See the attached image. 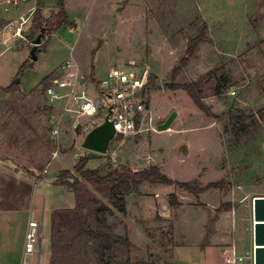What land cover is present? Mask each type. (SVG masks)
Segmentation results:
<instances>
[{
	"label": "rangeland",
	"instance_id": "374dc122",
	"mask_svg": "<svg viewBox=\"0 0 264 264\" xmlns=\"http://www.w3.org/2000/svg\"><path fill=\"white\" fill-rule=\"evenodd\" d=\"M126 1L65 0L76 28L46 35L36 52L37 61L31 60L30 41L39 36L32 29L34 17L24 28L22 40H7L0 23V87L19 86L16 94L0 102V114L10 119L0 123L3 128L11 123L9 128L16 130L15 147L22 151L16 157L17 168H0V189L9 188L12 176L8 171L30 179L43 174L36 190L35 180L31 189L15 185L23 186L24 194L35 190L36 219L43 221L40 264H46L49 255L51 208L76 206L68 188L52 184L56 174L69 170L92 197L109 206V189L84 181L75 171L79 160L89 154L82 148L85 136L77 123L91 128L98 119L65 118L62 103L57 102L53 110L45 95L51 81L63 77L61 66L71 60L87 79L94 76L101 81L112 68H148L151 77L157 78L158 88L150 86L151 122L147 125L155 131L114 141L105 156L88 160L87 169H103L108 174L121 166L134 172L157 166L175 181L197 180L199 188L220 183L219 188L198 196L176 187L145 184L139 193L127 197L126 214L113 209L105 218L114 233L128 238L133 247L116 246L107 254L110 264H200L204 255L196 248L204 244L209 221L227 205L215 224L212 241L216 246L227 247L235 240L240 249L254 229V200L264 197V0ZM43 2V12L49 17L42 16L48 20L58 13L57 0ZM203 23L208 28L207 41L174 79V69L186 56L188 38ZM24 65L27 68L21 70ZM226 80L232 87L216 95ZM193 82H200L211 117L186 92L168 88ZM232 113L249 119L233 120ZM53 114L62 121L58 138L50 132ZM172 117L170 129L161 131ZM60 148L63 162L52 161V153ZM36 149L37 168L34 161L24 158L26 153L34 157ZM32 168L35 173L28 171ZM172 194L177 197V208L170 204ZM10 203L1 201L0 207ZM206 254L215 255L213 250Z\"/></svg>",
	"mask_w": 264,
	"mask_h": 264
},
{
	"label": "trees",
	"instance_id": "16d2710c",
	"mask_svg": "<svg viewBox=\"0 0 264 264\" xmlns=\"http://www.w3.org/2000/svg\"><path fill=\"white\" fill-rule=\"evenodd\" d=\"M131 0H127V4ZM58 13L52 15L48 20H44L41 12V4L38 6L34 18L33 28L41 33L45 31L46 35H52L62 29L76 28V25L70 22L65 0H57ZM208 28L205 23L196 27V35L188 38V48L186 56L180 61L178 67L173 71L175 79L186 67L191 58H193L199 47L207 41ZM42 39V40H43ZM24 65L21 70H25ZM91 79L95 81V77ZM157 78H150V86L157 89ZM232 85L226 80L223 85L216 89V95L225 93ZM170 90H182L187 93L194 104L207 116L211 117L209 108L203 103L201 97L200 82H193L183 85H169ZM19 91V86L14 84L2 92L13 94ZM233 120L247 121L249 117L245 114H230ZM264 120V118H263ZM122 137L115 139L121 142ZM88 158L83 157L79 160L75 171L80 177L99 188H108L109 206L102 203L99 199L92 197L83 186V183L76 178L70 171H63L55 183L58 187H67L74 194L76 206L69 210L55 211L52 215L51 223V261L50 264H110L106 257L116 246L132 248L133 245L128 238H123L114 233L113 228L107 223L105 214L112 213L115 209L122 214L127 213V197L139 193L140 188L145 185H159L165 187H176L189 194L198 196L212 189L220 187V183H211L205 188H199L197 180L191 183L179 182L165 175L157 166H151L143 171L134 172L129 167L121 166L118 169L111 170L105 174L103 169H87ZM171 206L177 208L179 203L175 194L170 195ZM230 205L219 208V215L228 209ZM218 215L209 221L206 228L203 247L208 246L211 237L214 235V227L218 221Z\"/></svg>",
	"mask_w": 264,
	"mask_h": 264
},
{
	"label": "built area",
	"instance_id": "2783aa9c",
	"mask_svg": "<svg viewBox=\"0 0 264 264\" xmlns=\"http://www.w3.org/2000/svg\"><path fill=\"white\" fill-rule=\"evenodd\" d=\"M3 1L15 8L29 0ZM25 25L26 22L15 26L11 24L8 30L13 33L15 39H23ZM77 67L78 65L72 60L65 62L61 66L63 77L54 78L47 87L45 95L53 110L57 102L62 103L60 110L64 111L65 118H75L76 121L82 117L98 119L97 122L93 120L91 128L77 123V128H82L81 134L88 135L106 120L113 124L114 141L118 137L125 139L151 130L155 131L147 127L149 121L151 122V75L148 68L127 71L112 68L105 79L93 81L91 77L87 79L82 76ZM50 125L51 135L58 138L62 126L61 119H56L54 114L51 115ZM41 226L42 224L32 213L26 233L22 264H29L34 257L36 247L41 242ZM224 255L225 264H244L246 260L238 253L235 244H232Z\"/></svg>",
	"mask_w": 264,
	"mask_h": 264
},
{
	"label": "crops",
	"instance_id": "0c3cea01",
	"mask_svg": "<svg viewBox=\"0 0 264 264\" xmlns=\"http://www.w3.org/2000/svg\"><path fill=\"white\" fill-rule=\"evenodd\" d=\"M30 1V0H29ZM29 1L20 4L18 7H10L7 5L3 0H0V23H1V28L2 31L6 34L7 40H22V39H15L13 37V33L8 30V26L11 24H20L23 22H26V25L24 28L29 24L31 19L34 17V14L40 5L39 1L40 0H35V2L31 5H28ZM44 0H42V5H41V10L44 18H48L49 16H45V13L43 12V5H44ZM20 7V8H19ZM67 8V6H66ZM1 31V32H2ZM71 31V30H70ZM71 32H75V30H72ZM23 39L24 36H23ZM30 45L33 47L32 43L30 41ZM40 48V47H39ZM14 85L10 84L5 87H0V91L3 89H7L10 86ZM17 93V92H16ZM13 93V94H16ZM12 94H6V93H1L0 94V102H3L6 99V96H9ZM5 120H10L8 117V114H0V121H5ZM4 123H0V138L1 142L3 143L1 148V153H0V168H15L19 164L16 163V157L18 155H21L22 151L17 149L15 147V138H16V130L10 129L11 123H7L4 128H3ZM7 127V128H6ZM30 131L27 130V136H31ZM38 132L36 131V137H38ZM23 135V134H22ZM38 141V138L36 139ZM62 148L58 149V152L52 153V161H59L63 162V157L60 156V151ZM20 152V153H19ZM29 153V152H28ZM38 151L36 149L35 155L30 156L27 153L24 155V158L26 161H34L36 163V168L38 167ZM81 157V156H80ZM19 158V156H18ZM29 166L33 164H28ZM32 167V166H31ZM17 168V167H16ZM30 173H35L33 172L32 169H28ZM63 171H69V170H62L58 174H56V180L52 183L55 185L57 178ZM12 176L10 181H8L9 188L6 190H1L0 189V202L2 201H10L11 203L8 204L6 207H0V264H22V257H23V252L25 249V243H26V233L28 230V224L31 218V214H35V207L37 204V198L35 197V190L37 188V185L40 181H42V175L36 176L31 175L30 179L29 177H15L16 175L13 172H7ZM3 175L0 173V184L3 183L2 180ZM31 180L34 181V187L33 188L34 192H30L27 194L23 193V186H20L16 188L15 185H23L27 186L31 189L32 182ZM24 182V183H23ZM5 183V181H4ZM7 184V183H5ZM14 184V185H13ZM56 186V185H55ZM145 185H143L144 187ZM58 187V186H57ZM61 189H65L67 187H58ZM69 189V188H68ZM70 190V189H69ZM73 209V208H72ZM59 210H69L67 208H51V213ZM51 215V217H52ZM36 216V214H35ZM40 223L42 224L41 226V242L40 244L37 245L36 247V253L34 255V259L32 258V262L29 264H40V258H41V253H42V244H43V221L39 220ZM215 228V227H214ZM215 231V230H214ZM51 231L49 230L48 234V242H47V250L49 251V255L47 256L46 264H50L51 261V256H52V251H51ZM215 237V232L214 235L211 237L208 246L206 247H201L199 248L197 246L196 250L199 254H203L204 257H202V261L200 264H225V255L224 252L230 248L232 244H235L233 240L230 242L227 247L224 245L219 247L216 246V244L212 241V239ZM205 238V236H204ZM249 240L246 242V245H242L240 249H238L237 244H235L238 253L245 257V263L244 264H255L254 263V252H255V246H254V229L252 231V234L250 233V236L248 237ZM204 240V239H203ZM244 243V242H243ZM213 250L215 255L209 254L207 256V251ZM219 254V260H217V255ZM205 255L207 257H205Z\"/></svg>",
	"mask_w": 264,
	"mask_h": 264
},
{
	"label": "water",
	"instance_id": "95a60500",
	"mask_svg": "<svg viewBox=\"0 0 264 264\" xmlns=\"http://www.w3.org/2000/svg\"><path fill=\"white\" fill-rule=\"evenodd\" d=\"M45 31L42 30L36 40L33 41V50L31 52V60L37 61L36 52L42 45V39ZM19 83V81H17ZM173 117L166 125L161 127V131L170 129ZM115 138V130L113 124L105 121L102 125L93 129L85 136L82 148L89 152L88 160L95 159L97 156H105ZM254 263L264 264V197L254 200Z\"/></svg>",
	"mask_w": 264,
	"mask_h": 264
},
{
	"label": "bare ground",
	"instance_id": "6f19581e",
	"mask_svg": "<svg viewBox=\"0 0 264 264\" xmlns=\"http://www.w3.org/2000/svg\"><path fill=\"white\" fill-rule=\"evenodd\" d=\"M253 213H254V212H253ZM254 223H255V222H254V220H253V227H254ZM254 248H255V247H254Z\"/></svg>",
	"mask_w": 264,
	"mask_h": 264
}]
</instances>
